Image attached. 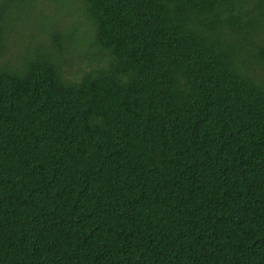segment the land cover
I'll list each match as a JSON object with an SVG mask.
<instances>
[{"label":"trees","instance_id":"obj_1","mask_svg":"<svg viewBox=\"0 0 264 264\" xmlns=\"http://www.w3.org/2000/svg\"><path fill=\"white\" fill-rule=\"evenodd\" d=\"M25 2L0 264H264V0H60L35 43Z\"/></svg>","mask_w":264,"mask_h":264},{"label":"rangeland","instance_id":"obj_2","mask_svg":"<svg viewBox=\"0 0 264 264\" xmlns=\"http://www.w3.org/2000/svg\"><path fill=\"white\" fill-rule=\"evenodd\" d=\"M51 4H62L60 0H27L25 3H19L15 6H11L9 11V17L14 19L16 22L15 33L11 36L14 40L27 41L30 43H35L44 36L42 30V24L38 17L39 8H44L47 13H50L54 6ZM10 40V39H9ZM10 43H12L10 41ZM17 44L12 46L13 51H18Z\"/></svg>","mask_w":264,"mask_h":264}]
</instances>
